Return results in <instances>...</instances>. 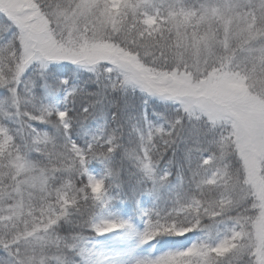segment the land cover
Returning <instances> with one entry per match:
<instances>
[{"label":"snow or ice","instance_id":"1","mask_svg":"<svg viewBox=\"0 0 264 264\" xmlns=\"http://www.w3.org/2000/svg\"><path fill=\"white\" fill-rule=\"evenodd\" d=\"M0 264H264V0H0Z\"/></svg>","mask_w":264,"mask_h":264}]
</instances>
